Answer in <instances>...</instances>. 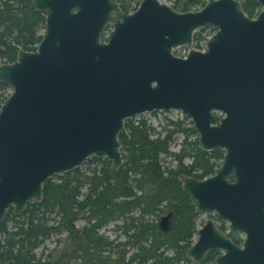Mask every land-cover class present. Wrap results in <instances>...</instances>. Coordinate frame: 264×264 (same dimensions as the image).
Wrapping results in <instances>:
<instances>
[{
	"label": "water",
	"instance_id": "obj_1",
	"mask_svg": "<svg viewBox=\"0 0 264 264\" xmlns=\"http://www.w3.org/2000/svg\"><path fill=\"white\" fill-rule=\"evenodd\" d=\"M31 1L44 13L36 49L0 62L11 87L0 105V222L89 156L118 168L128 159L125 119L175 108L190 116L202 149L225 150L213 174H181L182 189L197 213L215 211L244 233L237 244L208 217L187 255L199 262L217 247L216 264H264V0L254 17L240 0L186 11L141 0L128 12L117 0ZM206 25L215 31L205 50L172 52Z\"/></svg>",
	"mask_w": 264,
	"mask_h": 264
},
{
	"label": "trees",
	"instance_id": "obj_2",
	"mask_svg": "<svg viewBox=\"0 0 264 264\" xmlns=\"http://www.w3.org/2000/svg\"><path fill=\"white\" fill-rule=\"evenodd\" d=\"M118 1L123 11L134 8L131 0ZM240 1L247 15L258 12L256 0ZM204 3L173 0L171 5L185 11ZM41 27L44 13L31 0H0V59L13 61L19 48L35 50ZM200 38L198 32L194 34V39ZM0 86L8 84L0 81ZM6 96L0 95V105ZM132 119L126 118L119 132L128 159L118 168L113 169L109 159L92 155L88 161L97 162L98 167L79 165L58 174V180L52 175L43 182L40 200H29L17 213L12 206L7 209L0 222V264H215L213 250L199 262L187 255L197 213L181 187L180 175L202 178L213 173L222 150L208 152L197 139L188 141L195 130L184 127L182 120L169 119L153 137L146 119ZM177 131L184 132L181 149L173 152L178 163L163 168L160 154L170 153L169 144ZM185 155L191 157L189 164L182 163ZM167 212H171V221L163 230L158 217ZM81 216L85 224L78 227L75 221ZM110 221H116L114 227L123 239L100 232ZM60 232L63 236L45 256L36 254L46 237Z\"/></svg>",
	"mask_w": 264,
	"mask_h": 264
},
{
	"label": "rangeland",
	"instance_id": "obj_3",
	"mask_svg": "<svg viewBox=\"0 0 264 264\" xmlns=\"http://www.w3.org/2000/svg\"><path fill=\"white\" fill-rule=\"evenodd\" d=\"M131 1H132L131 2L132 7H136V6H138V4L140 3L141 0H131ZM162 1H165L171 5L173 0H162ZM203 1L206 2L208 0H203ZM200 7H201L200 4H196V5H193L190 8V10L198 9ZM177 10H179V9H177ZM179 11H181V10H179ZM111 27H112V24L108 23L106 28H105V34H107V32L110 30ZM39 32L42 34L44 32V27H41L39 29ZM213 32H214L213 28H209V27L202 30L201 31L202 38L199 40L194 39L191 43V47L199 48V49L205 48L206 47L205 46L206 40L210 36V34H212ZM184 48H187V46L182 45L181 47H176L175 52L181 53L183 50H185ZM0 62H3L2 59H0ZM10 91H11L10 86L4 87V88L0 86V95L1 96L9 94ZM130 117L133 118L132 119L133 122H136V120L140 119L141 117L146 119L147 123L151 126L150 131H151V134L153 137L156 136V134H158V132H162V130H163L162 126L164 124H166L169 119L182 120L183 121L182 125L184 127L193 126V123L191 121L190 116L185 114V112H183L179 109H175V108H170L167 110H154V111H150V112L146 111V112H142L140 114H136V115H133ZM183 137H184V132H182V131H177L176 133H174L173 138L170 141L169 148H168L170 153H161L160 154V163L163 166V168L169 169V168L176 167L178 162H177V159L174 156L173 152H178L181 149ZM196 139L198 141V135H197L196 131H195V133H189V136L187 137L188 141L193 142ZM122 148H123V146H122ZM90 157L91 156L87 157L80 165H82L83 167H87V166L93 167L94 165H97V162H95V161H92V160L88 161V159ZM190 162H191V157L189 155H185L182 158L183 164H189ZM97 167H98V165H97ZM62 173L63 172L53 174L52 179L58 180L59 177L57 175L62 174ZM164 214H166V213H164ZM164 214H162V215H164ZM53 215H54L53 213L49 215L50 221L52 220ZM161 216L158 217V220H160ZM208 217H212L214 222L217 225L220 223L219 218L216 215H213V213L201 212V213H197L196 218H195L196 228L200 227L205 222L206 218H208ZM169 221H171V216L169 217ZM115 222L116 221L108 222L107 224H105L103 227L100 228V232L107 235L109 238H114L115 236L117 237V235H118L119 239H123L124 236L120 233V230L115 229V227H114ZM117 222H119V221H117ZM11 223H12V221H8L7 222L8 226H11ZM75 224H76V226L81 227L82 225L85 224V218L82 216L79 217L75 221ZM63 234H64V232L51 233L48 237H46L44 239V241L41 244H39L36 247V249H35L36 254L45 256L46 252L50 248L55 246V244H57V238L63 236ZM196 238H197V234L194 233L192 240L194 241ZM168 252H170V251H168Z\"/></svg>",
	"mask_w": 264,
	"mask_h": 264
},
{
	"label": "flooded vegetation",
	"instance_id": "obj_4",
	"mask_svg": "<svg viewBox=\"0 0 264 264\" xmlns=\"http://www.w3.org/2000/svg\"><path fill=\"white\" fill-rule=\"evenodd\" d=\"M117 2H118V4H119V1L117 0ZM139 5V4H138ZM204 5V4H203ZM202 5V6H203ZM119 6H120V4H119ZM172 6V5H171ZM137 7V6H136ZM136 7H134L133 9H131V10H129V11H132V10H134ZM173 7V6H172ZM121 8V7H120ZM174 8V7H173ZM177 10V9H176ZM186 11V10H185ZM125 12H128V11H125ZM256 15V14H255ZM254 15V16H255ZM254 16H251V17H254ZM213 28V30L215 31V27L214 26H212V25H206V26H203V27H200V28H198L197 30H195L194 31V33H193V36H192V41L194 40V34L195 33H197V32H199V34L201 35V31L202 30H204V29H206V28ZM197 31V32H196ZM106 35L107 34H105V32H104V37H103V35H102V38L103 39H105L106 38ZM211 35V34H210ZM202 36V35H201ZM209 38V37H208ZM208 38H207V40H208ZM201 39V38H200ZM197 40V39H196ZM199 40V39H198ZM207 40H206V42H207ZM192 41H191V43H192ZM182 45H185V44H182ZM182 45H178V46H176V47H181ZM185 46H187V48H184L185 50H183L181 53H176L175 52V48L176 47H174L173 49H172V52L174 53V54H176V55H178V56H186V54H187V52L189 51V49L190 48H194V47H191V45L190 46H188V45H185ZM205 46H206V43H205ZM195 49H199V48H195ZM206 49V47L205 48H202V49H199V50H205ZM213 149H217V148H212V149H204V150H207L208 152H210L211 150H213ZM219 149H221L222 150V156H221V158L219 159V164L218 165H220L221 164V161H222V159H223V155H224V152H225V150L223 149V148H219ZM217 165V166H218ZM216 166V167H217ZM215 169V168H214ZM213 173H214V171H213ZM213 173H210V174H207V175H205L204 177H206V176H208V175H211V174H213ZM189 175V174H188ZM191 176H193V175H191ZM195 177V176H194ZM203 178V177H202ZM230 180H232V178H229ZM197 213V212H196ZM211 213H213V215H216L218 218H219V224L217 225L215 222V225L219 228V229H221L228 237H230L235 243H237V244H241V242L243 241V239H244V233L241 231V230H231L230 229V227H229V221L227 220V219H225V218H222V217H219V215L215 212V211H213V212H211ZM210 218H212V217H210ZM213 219V218H212ZM214 221V220H213ZM196 230H197V228H196ZM195 233H196V231H195ZM197 234V233H196ZM210 250H213L214 252H215V255H214V258H215V256L217 255V254H219L220 252H222L223 250H221L220 248H217V247H215V248H211V249H209L208 251H210ZM208 251L206 252V254L208 253ZM205 254V255H206Z\"/></svg>",
	"mask_w": 264,
	"mask_h": 264
}]
</instances>
